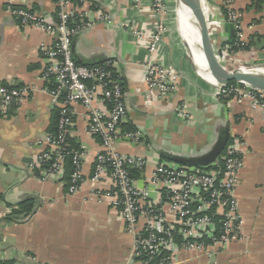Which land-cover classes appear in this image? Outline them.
Segmentation results:
<instances>
[{
    "label": "crops",
    "instance_id": "obj_1",
    "mask_svg": "<svg viewBox=\"0 0 264 264\" xmlns=\"http://www.w3.org/2000/svg\"><path fill=\"white\" fill-rule=\"evenodd\" d=\"M177 1L165 0L163 15L152 0H89L81 16L91 23L72 43L74 60L95 67L107 61L114 65L126 93L129 110L122 131L137 130L139 144L118 142L116 149L144 157L146 169L134 171L139 187L147 183L158 165L182 166L175 158H197L209 153L219 136L229 130L230 141L239 140L244 168L236 191L243 217L244 238L212 256L197 258L181 253L179 264H264V108L253 109L249 101L237 103L216 96V87L202 77L181 36ZM218 25L217 49L230 45L237 36L224 10L227 0H203ZM31 10L47 24L57 21L54 0H0V85L25 89L22 105L0 114V262L9 264H138L132 257L133 237L126 231L120 210L114 206L115 188L109 177L92 181L100 140L88 132V112L74 105L73 139L84 153V182L69 194L63 181L44 180L36 164L47 148L53 116L59 107L49 94L44 78L48 60L42 49L52 46L56 34L23 26L11 9ZM232 9L241 13V39L249 52L224 54L222 63L245 60L264 62V0H234ZM104 15L112 22L102 21ZM164 22L165 33L155 60L179 74L171 97L151 106L145 101L148 88L144 65L149 61L148 43L134 33L150 35ZM99 106H102L99 104ZM185 107L189 119L177 112ZM35 201L34 214L24 221L5 219L24 200ZM153 203L170 216L164 192L154 193Z\"/></svg>",
    "mask_w": 264,
    "mask_h": 264
},
{
    "label": "built area",
    "instance_id": "obj_2",
    "mask_svg": "<svg viewBox=\"0 0 264 264\" xmlns=\"http://www.w3.org/2000/svg\"><path fill=\"white\" fill-rule=\"evenodd\" d=\"M57 7V21L49 25L37 13L20 8L11 9V14L23 26L34 27L56 34L55 42L42 52L48 60L44 78L52 86L49 94L53 103L59 107L60 119L56 135H48L47 148L40 155L36 167L44 180L63 181L65 177L66 157L72 161L73 173L69 194L79 191L84 182L82 171L84 153L70 150L69 140L75 123L74 105H82L88 112V132L100 140L101 151L96 155L94 182L109 177L115 188L114 206L120 210L126 231L133 237L132 257L138 264H179L181 253H194L197 258L212 256L216 248L244 238L243 217L236 191L240 183V174L244 168V159L240 152L239 140L229 142L221 158L222 169L171 167L158 165L152 177L142 187L132 177L134 171L146 169L144 157L123 154L116 149L118 142L139 144L141 132L122 131V125L128 119L126 93L122 82L115 72L112 62L88 67L78 64L73 57L72 43L91 23L81 16L82 7L89 0H54ZM141 0H135L139 4ZM152 6L163 15L165 0H152ZM206 23L214 45L218 25L209 6L201 0ZM234 0H227V22L236 30L237 44L244 46L241 39L242 14L233 10ZM102 21L112 22L104 15ZM165 33L164 22H160L150 35L136 31V40L148 43L149 61L144 65L145 83L148 96L147 106L157 99L164 100L174 95L179 85V74L171 66L161 65L155 60L159 45ZM232 45L222 49L225 55L232 52ZM229 65H224L226 68ZM238 70H247L241 68ZM216 96L224 101L243 103L249 101L253 109L264 108V90L237 84L226 89L216 87ZM28 92L0 85V114L11 107L23 104ZM101 104L102 106H99ZM177 112L189 119L185 107ZM164 192L170 216L162 207L153 203L154 193ZM214 209V216L220 217V231L216 233V222L212 215L206 214ZM181 238V242L176 241Z\"/></svg>",
    "mask_w": 264,
    "mask_h": 264
},
{
    "label": "water",
    "instance_id": "obj_3",
    "mask_svg": "<svg viewBox=\"0 0 264 264\" xmlns=\"http://www.w3.org/2000/svg\"><path fill=\"white\" fill-rule=\"evenodd\" d=\"M195 18L200 38V51L205 59L207 71L213 78L212 84L220 89H226L230 83H237L248 87L264 90V74H258L252 70H228L222 60L224 53L222 49H217L210 35L206 18L203 12L201 0H186ZM189 52L191 48L186 41ZM230 141L229 130H225L219 136L213 149L204 156L197 158H175L174 160L190 168H208L219 160Z\"/></svg>",
    "mask_w": 264,
    "mask_h": 264
},
{
    "label": "trees",
    "instance_id": "obj_4",
    "mask_svg": "<svg viewBox=\"0 0 264 264\" xmlns=\"http://www.w3.org/2000/svg\"><path fill=\"white\" fill-rule=\"evenodd\" d=\"M225 12V17L227 18V10H224ZM237 44V38L234 37L231 40L230 45L233 46L232 52L233 53H238V52H249L251 50V48L253 47V43H249L248 45H244V46H240L237 47L235 46ZM233 85H237V83L233 82L230 83L229 86H233ZM59 119H60V110L55 111L54 116H53V122H52V127L50 129V135H56L58 132V123H59ZM69 144H70V150H80V146L73 140L70 139L69 140ZM224 154V153H223ZM223 154L220 156L219 158V162L214 165L213 167H210L212 169H222V156ZM66 164H65V177L63 179V182H65L66 184V188H68L70 186V182H71V175L73 173V167H72V161L71 158L69 156L66 157ZM134 172L132 173V177H133ZM35 212V201L33 199H27L24 200L22 203H20L19 205H17L13 211L11 212V214L5 219L8 222H19V221H24L27 220L28 218H30ZM206 214L208 215H212L215 218V222H216V233L218 234L220 231H218V229H220L221 225L219 224L221 221L220 217H215L214 216V209L210 210L209 212H207ZM176 241L179 243L181 242V238L180 237H176ZM0 264H9V263H1Z\"/></svg>",
    "mask_w": 264,
    "mask_h": 264
},
{
    "label": "bare ground",
    "instance_id": "obj_5",
    "mask_svg": "<svg viewBox=\"0 0 264 264\" xmlns=\"http://www.w3.org/2000/svg\"><path fill=\"white\" fill-rule=\"evenodd\" d=\"M177 15L181 36L190 45L192 52L191 58L198 73L207 80L214 82L213 78L207 71L205 59L200 51V38L195 25V18L186 0H178ZM255 72L258 74H264V68L256 69Z\"/></svg>",
    "mask_w": 264,
    "mask_h": 264
},
{
    "label": "rangeland",
    "instance_id": "obj_6",
    "mask_svg": "<svg viewBox=\"0 0 264 264\" xmlns=\"http://www.w3.org/2000/svg\"><path fill=\"white\" fill-rule=\"evenodd\" d=\"M177 3H178V1H177ZM214 37H213V39L216 41V37H215V35H213ZM190 55H192V52H191V54ZM242 61H245V60H239V61H234V62H231V65H230V67H228L227 69L228 70H238V69H241V68H245V69H247V70H252V69H254V70H256V69H259V68H264V62H259V61H253V63H250L248 66H245L244 64V62H242Z\"/></svg>",
    "mask_w": 264,
    "mask_h": 264
}]
</instances>
